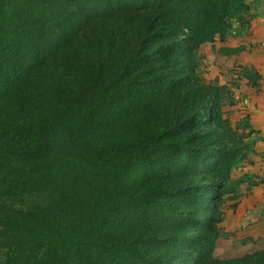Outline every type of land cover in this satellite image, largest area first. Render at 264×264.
<instances>
[{
    "label": "trees",
    "instance_id": "obj_1",
    "mask_svg": "<svg viewBox=\"0 0 264 264\" xmlns=\"http://www.w3.org/2000/svg\"><path fill=\"white\" fill-rule=\"evenodd\" d=\"M250 9L0 0V264H264L216 255L239 151L196 75Z\"/></svg>",
    "mask_w": 264,
    "mask_h": 264
},
{
    "label": "rangeland",
    "instance_id": "obj_2",
    "mask_svg": "<svg viewBox=\"0 0 264 264\" xmlns=\"http://www.w3.org/2000/svg\"><path fill=\"white\" fill-rule=\"evenodd\" d=\"M246 1L251 6L246 17L232 20L226 36L197 51L199 85L207 97H223L220 109L236 131L234 146L239 151L227 182L231 191L218 203L222 220L215 252L219 258L264 249V223L246 227L245 216L250 208L261 209L264 200V0ZM253 73L258 75L255 83L250 79ZM245 122L255 131L251 137L242 136L238 128ZM237 206L246 208L236 213Z\"/></svg>",
    "mask_w": 264,
    "mask_h": 264
},
{
    "label": "crops",
    "instance_id": "obj_3",
    "mask_svg": "<svg viewBox=\"0 0 264 264\" xmlns=\"http://www.w3.org/2000/svg\"><path fill=\"white\" fill-rule=\"evenodd\" d=\"M258 1H260V0H258ZM256 2H257V0H256ZM262 112H259V114H261ZM238 202H239V199H238ZM262 203L263 204H262V208L261 209L257 206L255 208H250L248 210V212L245 215L246 216V221H247V226L246 227H255L254 225H257L258 223H259L258 225L260 226L262 223H264V220H263V218H264V200H263ZM245 208L246 207L239 208L237 206V208H235V211H236V213H238L239 211H241L242 209H245ZM262 230L263 229H261V231Z\"/></svg>",
    "mask_w": 264,
    "mask_h": 264
},
{
    "label": "built area",
    "instance_id": "obj_4",
    "mask_svg": "<svg viewBox=\"0 0 264 264\" xmlns=\"http://www.w3.org/2000/svg\"><path fill=\"white\" fill-rule=\"evenodd\" d=\"M263 181H264V174H263V177H262Z\"/></svg>",
    "mask_w": 264,
    "mask_h": 264
}]
</instances>
